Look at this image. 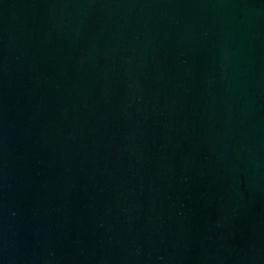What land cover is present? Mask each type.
Listing matches in <instances>:
<instances>
[{
	"label": "water",
	"instance_id": "95a60500",
	"mask_svg": "<svg viewBox=\"0 0 264 264\" xmlns=\"http://www.w3.org/2000/svg\"><path fill=\"white\" fill-rule=\"evenodd\" d=\"M0 264H264V0H0Z\"/></svg>",
	"mask_w": 264,
	"mask_h": 264
}]
</instances>
